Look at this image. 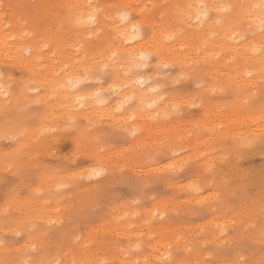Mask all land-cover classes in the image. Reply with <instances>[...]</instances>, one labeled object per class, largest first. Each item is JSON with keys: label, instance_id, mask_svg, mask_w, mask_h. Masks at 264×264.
I'll use <instances>...</instances> for the list:
<instances>
[{"label": "rangeland", "instance_id": "obj_1", "mask_svg": "<svg viewBox=\"0 0 264 264\" xmlns=\"http://www.w3.org/2000/svg\"><path fill=\"white\" fill-rule=\"evenodd\" d=\"M65 1L0 0L1 25L38 52L33 73L0 58V264H264V200L255 203L252 218L240 208L247 171L263 170L264 155L238 163L224 146L229 142L209 139L205 128L211 121L215 129L252 130L246 113L264 110V81L244 83V98L232 103L239 100L231 86L227 92L221 80L215 89V78L198 71L195 61L179 73L149 57L128 74L157 84L153 106L166 111L155 118L134 114L114 122L109 114L74 117L72 109L47 107L60 92L34 78L55 71L71 43L75 63L85 67L77 86L115 110L126 88L121 65L115 75L86 57L113 41L110 13L127 14L142 35L149 18L164 17L165 0H140L151 10L145 16L136 12L137 0L128 7H113L121 0H84L95 19L78 35ZM220 3L237 9L233 0ZM260 32L241 19L239 36ZM19 50L25 59L34 53ZM242 179L245 188L236 189Z\"/></svg>", "mask_w": 264, "mask_h": 264}, {"label": "bare ground", "instance_id": "obj_2", "mask_svg": "<svg viewBox=\"0 0 264 264\" xmlns=\"http://www.w3.org/2000/svg\"><path fill=\"white\" fill-rule=\"evenodd\" d=\"M137 1L139 5L136 7V12L140 16H145L148 11H151L146 9L145 3ZM233 1L237 5L235 12L227 11L220 0H165L160 9L162 15L164 14L162 21H153L149 18L146 23L148 31L144 35L137 32L135 22L129 19L122 20L123 15L116 17L110 13L109 17L115 23L112 31L113 41L97 47V52H93L85 60L89 59L88 62L94 60L93 63L98 66H111L112 74L115 75L119 74L118 66L121 65L124 74L123 84L126 88L119 93L117 103L113 104L120 105L125 98L131 97L132 99L128 100L130 103L128 110L114 115L111 105L104 104L107 102H104L102 96L94 95L91 90L77 86L81 79L80 70H84L85 67L81 63L77 64L78 61L75 63L74 60L77 57L74 56L75 52L73 46H70L71 43L66 44L67 50L64 55L67 56L66 60L59 64L55 71L46 72L42 78H34L39 85L49 86L60 92L44 103L47 107L72 109L71 113L74 117L88 118L94 114H109L114 122L128 119L134 114L141 119L155 118L158 112L166 111L165 108H161L162 106L147 107L153 101L155 104L158 102V93L152 91L157 88V84L155 82L145 83L143 79L145 85L140 87L142 83L138 81H142V77L128 74L132 69L148 64L146 60H141L142 52L148 58L154 57L157 61L174 64L179 73L184 71L190 61H195L197 70H202L203 74L215 78L213 80L215 83L218 84L222 80V86L230 85L235 99L239 100L232 103H240V98L242 94L245 95L244 90L247 89L246 85L242 86L244 83L253 86L256 81H264V28L261 27L264 21V0ZM65 2L66 7L71 11V22L78 29L77 34L82 35L95 18L86 7V1L66 0ZM132 2V0H121L113 7H128ZM243 18L251 22L254 29L261 31L255 38L249 36L244 38L245 35H238L240 21ZM133 36L135 39L131 38ZM21 48L34 50V53L30 58L25 59L20 53ZM37 57L36 46L20 38L19 34L14 31L7 32V28L1 25L0 20V58L2 61L13 64L21 63L30 73H33V64ZM115 58H118L116 63ZM218 70H225L226 76L219 77ZM217 86L219 84L214 88L218 89ZM230 86L226 88L227 92ZM78 97H84V99L78 101ZM235 112L232 110L233 114L239 116V112L237 110ZM246 116L252 123V130L239 126L238 123H236L239 127L237 131L231 127H225L224 130L215 129L210 127L214 124L211 121L208 122L209 126L205 127L209 139L216 142L225 140L229 142V145L224 144V146L231 152L232 157L238 160V163H240V157L255 153L264 155V110L252 111L250 114L247 112ZM56 117L59 118L60 114ZM233 120L236 121L237 118ZM235 137L238 141L234 140ZM204 139L209 140L206 137ZM249 170L251 171L246 170L247 178H249L246 183L248 194L242 198L243 204H240V208L252 218L256 215L255 203L264 200V190H257V187L264 182V168L263 170L250 168ZM237 171L241 173L240 177L241 175L243 177L245 170L239 171L238 169ZM243 182V179L239 181L236 189L243 190L245 188L242 185L245 184ZM250 186L252 187L249 190ZM237 196L239 197L238 193H236Z\"/></svg>", "mask_w": 264, "mask_h": 264}, {"label": "snow or ice", "instance_id": "obj_3", "mask_svg": "<svg viewBox=\"0 0 264 264\" xmlns=\"http://www.w3.org/2000/svg\"><path fill=\"white\" fill-rule=\"evenodd\" d=\"M205 14H206V13H205ZM121 19H122V20H126V19H127V14H124V15L121 17ZM261 27L264 28V21H262ZM138 31H139V29H138V26H137V32H138ZM131 38H132V39H135L134 36L131 37ZM168 38L170 39L171 37H168ZM147 59H148V56H147L145 53L142 52V53H141V60H147ZM138 66H139V65H138ZM163 66H164V67H168L167 64H164ZM78 83H83V81H78ZM138 83H143V81H138ZM152 91L155 92L156 90L153 89ZM77 99H78V101H79V100H83L84 97H78ZM130 99H132V98H131V97H127V98H125V100L122 101L121 104L118 105V106L116 107V109L114 110V115H115V113H120L121 108L123 107V104L127 103L128 100H130ZM161 99H163V97H161ZM153 104H155V101H153L152 104L147 105V107L151 108V107L153 106ZM172 111H173V112H175V111H179V107H178L177 105H173ZM130 134H134V132H133V133H130ZM92 174L99 176L101 173H100V171H97V170L94 169L93 172H92ZM17 235H19V233H17Z\"/></svg>", "mask_w": 264, "mask_h": 264}]
</instances>
